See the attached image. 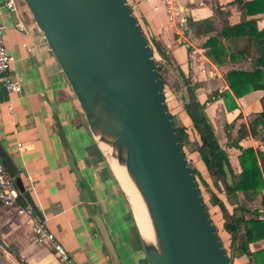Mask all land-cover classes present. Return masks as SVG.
Here are the masks:
<instances>
[{"label":"crops","instance_id":"1","mask_svg":"<svg viewBox=\"0 0 264 264\" xmlns=\"http://www.w3.org/2000/svg\"><path fill=\"white\" fill-rule=\"evenodd\" d=\"M125 1L146 38L157 49L158 65L172 91L173 118L186 128L185 158L195 171L202 201L216 231L221 233L219 239L227 249L230 262L252 264L240 252L241 230L230 245L223 222L236 204L256 211V215L246 213V219L264 218V173L261 174L263 189L255 196L250 192L245 195L236 191L233 196L225 193L221 181L208 173L196 150L200 138L182 109L181 103L187 97L177 71L186 78L196 101L203 104V113L228 163L231 183L226 177L224 181L232 186L241 171L238 162L241 149L250 147L254 153H264V128L250 131L252 120L264 108V90L233 96L236 107L227 110L220 96L224 91L230 92L225 73L229 69L252 70L255 56L249 54L250 42L244 41V58L234 62H226L224 58V62L217 63L213 56H207L206 47L203 56L196 48L204 47L210 36L219 33L222 21L238 22L241 18L238 4L244 0H208L202 7L179 0L182 12L176 14L173 22L167 19L162 0ZM3 2L0 0V18L4 24V44L11 56L9 74L17 79L20 90L8 92L0 84V150L14 165L23 191L29 194L39 218L24 210L23 205L28 203L21 193L22 198L15 204L0 203V264H59L47 244L33 239L36 220L44 221L75 264H111L93 220L95 214H99L107 230L119 263L144 264L139 232L127 198L97 150L82 111L42 33L22 0H14L16 14L3 7ZM249 18H256L258 28H264V13L245 16ZM18 19L21 26H16ZM187 20L193 21V26ZM174 23L182 25L190 41L188 45ZM220 41L227 50L230 48V38ZM56 120L62 128L67 151ZM247 247L250 252L258 251L264 248V240L249 242Z\"/></svg>","mask_w":264,"mask_h":264},{"label":"water","instance_id":"2","mask_svg":"<svg viewBox=\"0 0 264 264\" xmlns=\"http://www.w3.org/2000/svg\"><path fill=\"white\" fill-rule=\"evenodd\" d=\"M54 56L97 150L124 167L150 221L156 245L139 234L147 264H231L206 211L167 111L150 44L125 0H22ZM56 127L67 151L62 128ZM101 143L109 149H102ZM70 165L78 177L69 156ZM1 163L39 218L17 171ZM230 184L227 166L223 164ZM132 210V208H131ZM111 264L118 256L99 216H93Z\"/></svg>","mask_w":264,"mask_h":264},{"label":"trees","instance_id":"3","mask_svg":"<svg viewBox=\"0 0 264 264\" xmlns=\"http://www.w3.org/2000/svg\"><path fill=\"white\" fill-rule=\"evenodd\" d=\"M238 5L241 17L240 20L233 24L222 21L219 33L210 36L203 43L204 47L207 49V56H213L217 63L224 62V58H227L226 62H234L243 59L245 52L244 41H248L251 44L249 54L251 53L252 56H255V60L252 62V70L246 72L229 69L225 73V81L231 93L229 91H224L220 96L227 110H232L236 107L233 96L239 97L244 93L257 89L264 90V28H258L256 18L245 19V16L264 13V2L263 0H244ZM187 23L193 26L194 22L187 20ZM220 38H230V48L228 50L220 41ZM147 42L151 46L156 70L158 76L162 80L164 102L171 116L173 125L175 126L184 153V146L187 140L186 128L182 125H178L173 118L170 103V101H172L171 87L162 76L161 68L155 56V50L157 49H155V46L153 47L148 39ZM177 71L185 86L187 97L186 102L182 101L181 106L199 135L200 144L196 145V150L208 173L214 179H219L221 181L225 193L228 195L230 194V196L235 195L236 191L242 192L245 195L250 192L251 196L260 193L263 189L261 174L264 173V153H254L250 147L242 148L238 156V162L241 168L240 174L238 175V179L233 182V185L228 186L224 181L225 175L223 171V164L228 167V163L222 148L214 136L213 129L203 113V104H199L196 101L186 78L183 77L180 70L177 69ZM261 128H264V108H262L252 120L250 131L254 132L255 129ZM192 173L197 182L193 169ZM19 198H22L20 194H18L17 200ZM262 201L264 202V195H262ZM216 202L223 210V205L219 200H216ZM23 206L24 208H30L28 204H24ZM248 212L256 215V211H250L243 205L236 204L233 208V212L228 218L224 216L223 229L229 235L230 245L234 241L236 234L241 230V236L239 237L240 252L247 255L252 264H264V248L250 252L247 247L249 242L264 240V218L246 219L244 215ZM33 214L35 215L34 212ZM225 252L229 257L227 249H225ZM15 257L16 259L18 258L16 255Z\"/></svg>","mask_w":264,"mask_h":264},{"label":"built area","instance_id":"4","mask_svg":"<svg viewBox=\"0 0 264 264\" xmlns=\"http://www.w3.org/2000/svg\"><path fill=\"white\" fill-rule=\"evenodd\" d=\"M164 5V11L169 21H174L176 14L182 12V6L179 0H162ZM193 6L202 7L208 3V0H186ZM3 7L12 13H17V5L14 0H4ZM178 34H181L185 38L187 45L190 43L187 34L183 32L182 25L174 23ZM16 26H21V22L18 19ZM192 46V45H191ZM193 48V47H192ZM199 55L203 56L205 47L196 48ZM194 50V48H193ZM11 63V56L9 55L6 46L4 44V24L0 18V84L8 92H18L20 85L17 79L9 74V68ZM18 190L12 182L11 177L6 173L1 160H0V203L4 206H9L17 202ZM24 210L35 216L30 208H24ZM32 236L38 243L47 244L53 254L57 257L59 264H75L72 257L68 254L66 249L55 239L54 235L47 229L44 221L36 220L32 227Z\"/></svg>","mask_w":264,"mask_h":264},{"label":"bare ground","instance_id":"5","mask_svg":"<svg viewBox=\"0 0 264 264\" xmlns=\"http://www.w3.org/2000/svg\"><path fill=\"white\" fill-rule=\"evenodd\" d=\"M101 147L102 149L106 151L109 149L105 144H102V143H101ZM109 164L112 167V170L114 171L116 176L118 177L121 187L123 188V190L126 192L128 196V199H129V202L132 208V215L134 217V221H135L139 234L148 244L155 246L156 243H155L150 221L146 215L144 206L140 200V197L137 191L135 190L131 181L126 175L124 167L121 165H118L114 158L110 159Z\"/></svg>","mask_w":264,"mask_h":264},{"label":"rangeland","instance_id":"6","mask_svg":"<svg viewBox=\"0 0 264 264\" xmlns=\"http://www.w3.org/2000/svg\"><path fill=\"white\" fill-rule=\"evenodd\" d=\"M217 232H218L219 237L222 239V237H221V233H220L218 230H217ZM221 239H220V240H221ZM140 247H141V245H140ZM141 249H142V247H141ZM142 253H143V251H142ZM144 264H147L145 260H144Z\"/></svg>","mask_w":264,"mask_h":264}]
</instances>
